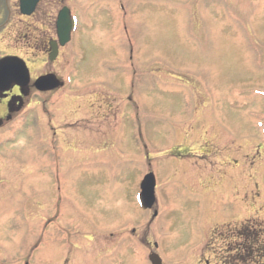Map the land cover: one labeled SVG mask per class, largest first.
<instances>
[{
  "label": "rangeland",
  "instance_id": "obj_1",
  "mask_svg": "<svg viewBox=\"0 0 264 264\" xmlns=\"http://www.w3.org/2000/svg\"><path fill=\"white\" fill-rule=\"evenodd\" d=\"M70 1L83 24V0ZM104 1L105 21L79 27L73 55L25 60L32 76L54 70L67 85L32 90L0 128V264H69L67 244L79 256L101 242L117 248L98 264H148L151 252L164 264H247L245 224L260 250L252 264H264V7L125 0L123 16ZM123 17L131 54L112 39ZM4 32L0 54L35 57L20 27ZM148 170L153 221L135 201Z\"/></svg>",
  "mask_w": 264,
  "mask_h": 264
},
{
  "label": "flooded vegetation",
  "instance_id": "obj_2",
  "mask_svg": "<svg viewBox=\"0 0 264 264\" xmlns=\"http://www.w3.org/2000/svg\"><path fill=\"white\" fill-rule=\"evenodd\" d=\"M214 2L217 5H225V8L234 7V5H238L239 3L243 2H253L261 7H264V0H214ZM70 3V0H37L32 12L26 15L21 13L18 0H0V33L5 31L4 33L7 34L8 31H13V27L15 25L20 27L22 36L20 33H18V36L22 37L23 42H25L23 47H26L27 50L31 49L33 52L31 54L35 57L48 56L52 51L53 46L57 49L58 55L68 53L66 52L68 44L59 46L57 42L58 36L56 30V19L59 11L67 9V13L76 18V27L73 32H71L70 39V42H74L73 35H76L79 27L84 31L98 30L101 27V25L105 21L104 17H102V13L104 12V10L108 9V6L110 5L104 0H83L80 3L79 7L87 13V18L83 24H80L76 13L71 8ZM125 4V0H114L113 9L117 10V7L120 8L121 13H123V16H125V10L127 7ZM119 19H121L122 21H119ZM113 24L114 28L112 39L119 41L126 37L129 45L128 50L132 52L133 48L130 45L131 41H133V34L127 30L125 18H118V20L113 22ZM118 31L120 32L117 33ZM1 42L2 40L0 41V43ZM82 42L83 41L78 42L75 39L76 46H78V43L82 44ZM2 45V47H6V49L12 48L7 44ZM2 56L3 55L0 54V57ZM48 73L52 72L48 71ZM32 90L34 89L32 88V82H30L26 87L20 88L19 86L14 85L9 87L7 91L0 93V127L4 124L5 121L11 120L14 114H16L17 112L19 113V111L23 109ZM155 206L156 203L154 207ZM154 207H152L149 211H152V214L156 213L157 215L158 211L156 207L155 209H153ZM135 232L136 231L134 229L130 230V235L135 234ZM139 235L140 234H138L135 239L139 240V238L145 237L143 236V234H141L140 236ZM142 241L139 240L136 242V244H142ZM74 243L77 244L78 242ZM149 243V241H146L145 244L149 245ZM69 244H67L69 246L71 254V257L69 258V264H71V260L73 261L72 264H98L94 257H97L98 255H100V257L107 255L106 253L108 250L114 253V249L117 248L107 246L108 244H110V242L95 243L93 247L89 248L80 246L82 250L79 253V256H75V254L72 252V245ZM63 249L65 252L66 248H64V246ZM103 260L105 259H100V262H102ZM199 262L208 264V261L202 258L199 259ZM102 263L104 264V262ZM246 263H253L252 248L247 251Z\"/></svg>",
  "mask_w": 264,
  "mask_h": 264
},
{
  "label": "water",
  "instance_id": "obj_3",
  "mask_svg": "<svg viewBox=\"0 0 264 264\" xmlns=\"http://www.w3.org/2000/svg\"><path fill=\"white\" fill-rule=\"evenodd\" d=\"M32 1V0H31ZM30 1V3H31ZM22 5L25 8L26 7V0H22ZM34 2H32L31 5H33ZM65 20L62 21L60 18L61 25L64 23ZM62 33H67V29L63 26L61 27ZM67 38L61 39V44H63ZM55 56H51V59H53ZM28 81V71L20 59H17L16 57L12 58H5L0 60V92L6 90L8 87L12 86L14 84H18L20 86H24ZM35 85H37L38 89L40 90H49L57 87L59 85V82L55 79L54 75H46L39 77ZM154 176L150 173L145 176L143 179V188L141 192V205L144 208H149L152 205V202L154 200L153 196V188H154ZM150 260L152 264H161L160 258L153 254L150 256Z\"/></svg>",
  "mask_w": 264,
  "mask_h": 264
},
{
  "label": "trees",
  "instance_id": "obj_4",
  "mask_svg": "<svg viewBox=\"0 0 264 264\" xmlns=\"http://www.w3.org/2000/svg\"><path fill=\"white\" fill-rule=\"evenodd\" d=\"M245 226H246V224L243 225L241 227V229L237 232L240 236H244V240L246 241L245 242V246H243V249H244V251H246L247 249H249L250 247H252V248H254V251L256 252L257 251L256 249L259 247V245H257V238H254V239L253 238H250L252 240V242H253V246L252 245H249L248 244L249 237H247L248 232L247 231L244 232L245 231Z\"/></svg>",
  "mask_w": 264,
  "mask_h": 264
}]
</instances>
